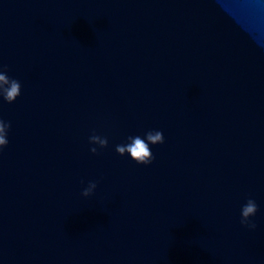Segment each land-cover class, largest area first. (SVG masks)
Segmentation results:
<instances>
[{"label": "water", "instance_id": "water-1", "mask_svg": "<svg viewBox=\"0 0 264 264\" xmlns=\"http://www.w3.org/2000/svg\"><path fill=\"white\" fill-rule=\"evenodd\" d=\"M0 65V264H264V0H0Z\"/></svg>", "mask_w": 264, "mask_h": 264}, {"label": "clouds", "instance_id": "clouds-1", "mask_svg": "<svg viewBox=\"0 0 264 264\" xmlns=\"http://www.w3.org/2000/svg\"><path fill=\"white\" fill-rule=\"evenodd\" d=\"M21 84L18 80L10 78L6 74V66L0 65V98L4 102L12 103L21 94ZM10 122H6L0 119V151L8 144L7 132L10 129ZM89 143L98 145L100 148H104L108 144L107 137H102L97 134L89 136ZM128 143L118 144L115 146V151L119 155L127 153L130 158L137 164L148 165L154 160L153 153L149 145L160 144L164 142V137L161 131L149 130L145 132L144 137L141 136H128ZM91 153H97V147H90ZM96 188V182L90 181L88 186L83 189L81 195L87 197ZM258 206L253 199H248L247 202L242 205L240 211V223L247 226L250 229H254L256 225L249 221V217L254 216L257 212Z\"/></svg>", "mask_w": 264, "mask_h": 264}]
</instances>
